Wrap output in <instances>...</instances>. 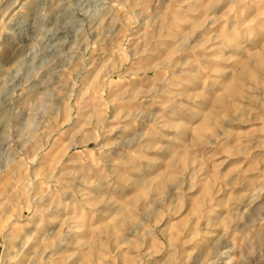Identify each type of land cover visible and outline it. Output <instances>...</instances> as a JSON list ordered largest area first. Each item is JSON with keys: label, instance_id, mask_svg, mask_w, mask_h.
<instances>
[{"label": "rangeland", "instance_id": "obj_1", "mask_svg": "<svg viewBox=\"0 0 264 264\" xmlns=\"http://www.w3.org/2000/svg\"><path fill=\"white\" fill-rule=\"evenodd\" d=\"M0 264H264V0H0Z\"/></svg>", "mask_w": 264, "mask_h": 264}]
</instances>
